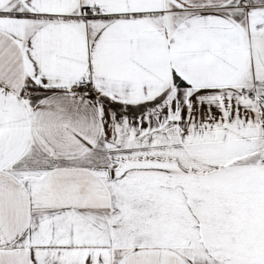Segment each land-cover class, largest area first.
I'll return each mask as SVG.
<instances>
[{
	"label": "snow or ice",
	"instance_id": "1",
	"mask_svg": "<svg viewBox=\"0 0 264 264\" xmlns=\"http://www.w3.org/2000/svg\"><path fill=\"white\" fill-rule=\"evenodd\" d=\"M0 264H264V0H0Z\"/></svg>",
	"mask_w": 264,
	"mask_h": 264
}]
</instances>
